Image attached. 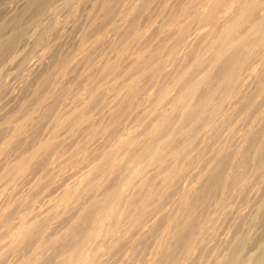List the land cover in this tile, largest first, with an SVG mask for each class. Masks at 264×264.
<instances>
[{
    "label": "rangeland",
    "instance_id": "374dc122",
    "mask_svg": "<svg viewBox=\"0 0 264 264\" xmlns=\"http://www.w3.org/2000/svg\"><path fill=\"white\" fill-rule=\"evenodd\" d=\"M142 1L143 0H0V264H25L27 258L29 257H36L37 264H54L63 250L72 247L74 243V237L70 235V237L72 238L71 239L67 235L71 234L73 230H71L72 225L70 226L69 224L74 223L75 221V223H78L74 224L76 225L75 227H77L78 225L79 227L83 228V224L86 225V223H84V220H79L81 219V217L79 216V214L81 213L79 212H81L80 209L83 211L84 208L88 205V197L90 196V194H88V197L86 193H83V195L81 194V196L84 197L81 198L82 200L78 198L79 195L76 196L77 194L68 197V199L63 200V202H66L68 200L67 202L70 204L68 205L69 212H67V206L66 212H64V208L60 210L59 213L57 212L56 215L52 213L53 216H51L52 214L50 215L52 219L50 218V221H45L44 219L46 214L48 213L47 211L52 210V212H54L58 210L55 209L52 204L57 200H61L60 196L63 191L62 189L65 188V185H73L75 179H78V177H80V175H78V173L76 172L78 171L79 173H82L83 170L92 165L91 163H94L92 161L95 159L94 157L96 154H99V152H101L103 149H108V147L111 146L110 142H115L117 140L115 138L118 137L115 136H117L120 132L118 133V130H116V128L121 130L123 128L127 129L128 127V130L130 129L129 131L131 132L132 130L136 131L138 129V132L133 131L132 133H138L139 135H137V137L140 136L141 132L146 129V126L150 121V119H147V122L146 120L143 122L142 117H140L143 108H145L146 106L148 108V106L151 107L152 105H156L158 106V108H160L164 107V105H166L167 103L166 101V103L164 101L160 102L159 99L158 101H156L157 98L156 100L153 99L154 97H157V95L154 96V94L156 93V88H158V85L161 86L162 83H164L165 81L168 82L170 80L172 72L175 68H177L176 65H184L186 63L187 65L189 63L191 64L189 60L192 61V59L196 57V53H202L201 51L198 52L199 50H202L204 52L206 50V52H209L205 47L206 43L204 40H206V37L203 40L205 45L203 44V42H201L202 40L198 42L202 44V46H204V49L198 43L197 45L195 44L196 47L192 46L193 48L190 47V49L189 47H187L188 49L183 48L184 46L180 47V49H182V52L178 51L177 56L182 60L176 58L174 60V64L167 66V68L164 70L165 72L163 71L162 75L157 78V80L162 79V81L158 80L156 82L155 78V81L149 80V82L153 81L151 82L153 83L152 86L154 85L153 87H150L151 83H149V85L147 84V79L139 81L141 84L147 81L146 89H149V87L151 89L149 90L150 92H145V89L144 92L147 94H140L139 96L133 97L135 101L132 100V106L134 105L135 109L132 110V107L129 108L128 113H126V111L124 112L120 108H118V110L120 109L119 111L115 110L117 109L116 103L119 102L122 97L125 98V96H123V94H120V96L117 95V97L119 96L120 98L118 101V98H115V95H113V91L110 92L111 88L109 87L112 86L110 84H113L114 82L119 84L118 81L121 82L129 79L130 77L135 78L137 76V70L133 73L130 72L131 74H129V71L127 70L128 66L132 63L134 58V54L132 53V51L137 48L143 47V49H145L144 51H147L146 49H151V47L153 48L155 44L157 45V43L161 41V39L164 41L166 40L167 44L164 41L161 42H164L163 44L167 46L162 51L163 58L167 57L166 55L168 53V48L171 45V41H174L171 37V33L173 32H170V34L168 33L169 35L165 34L169 31H172V29L170 30L165 27V30H167L164 31V26H161L160 24H163L165 22L164 20L172 15V11L179 10L184 7L183 3H185L184 0H153L148 3V5H146V10H144V8L142 7H137L138 9L135 8L136 10H132V8L129 9L130 6L134 4L140 5ZM187 3L188 2H186L185 4ZM173 6L177 8L172 9ZM170 8L172 9V11H170L171 13L168 12ZM192 8L190 7L191 10ZM161 11H163V13H161ZM194 23L195 22L192 21L191 26H195L196 23ZM161 27L162 32H164L158 33V28L160 30ZM167 27L173 28L169 26ZM206 29H208L207 25L205 28H203V30ZM137 31L143 33L140 40L135 39ZM145 39L147 42H145ZM138 41L140 43H138ZM172 44H174V42H172ZM143 49L141 48V50ZM205 53L203 55H205ZM179 54L185 57V59ZM206 55L210 56V52ZM206 55L204 57H209ZM256 60L259 63L257 58H252L249 61L254 62H251L252 64L247 63L246 67L247 70L255 69L256 72H259V75L257 73V76L254 77L257 79H253V77L250 78L247 76L244 77L245 73L249 71L246 70L245 72V69L243 70V72H245H242L244 74L242 75L244 80H241L238 88L240 93H237V95L240 96L235 95L239 99L236 100L237 98L235 97L236 99L234 98L233 100H231L233 101L231 102L232 104L236 101V108L234 104L233 106L231 103V105L229 104L230 101L227 102L229 105H224L225 107L222 108L221 112L222 115H219L220 117L218 116L216 118L217 121H214L215 123L211 122L209 126H206L207 131L206 129L200 130L199 135L196 136V138H194L190 143L192 144V146H189V155L187 156H191L192 158L190 157L191 159L189 158V160L192 161L194 158L195 163H188L190 166H188L189 168L186 167V169H184L183 175H181L183 177H179L180 180L177 182L175 179V185H173L174 180L172 181L171 185V179H167V183L170 181V186L166 185V187H164L162 185H164L165 181L160 185L161 181L165 179L162 176V169V172L160 171V168L157 169L156 167H152L149 169L148 175L153 172L152 174H157L159 177L162 176L159 178L155 175H150L151 178L155 176L158 179L154 177L151 182L149 181L151 178H149V180L147 181L149 182L147 183V185L149 184V186L147 187L145 186V184L144 186L146 188L142 187L144 191L140 190L141 194H144L147 190L152 188L155 192L156 198L159 197L160 193L161 199H158L159 203H155V205H153L156 206V209L158 210L155 209V212L151 210L154 216L149 220L151 222L156 219V221H154L156 222V224L152 222L155 225L152 224V228L151 226H148L145 228V230L142 227L138 229L139 226L135 227L133 228V230L128 232L129 236L127 235L128 233L124 235L125 233L123 232V230L118 231L117 233L121 237L118 238L114 245H111V243L114 242L113 238L108 236L101 237L97 241L96 246V243L94 242L95 244L93 245L95 247L98 246V248L96 249H100L101 251L100 255L98 253V258L101 259V261H99L102 262L101 264H148L147 260L149 258V260H151V256L154 254V252L152 253V251L153 249L155 250L156 246H158L160 239L164 241V248L162 247V253L157 255L154 261L150 264H169L171 259H177L178 256L181 257L182 252H180L181 250L178 249V247L181 245L179 240L183 237V239H185L189 236V234L181 233L183 236L182 238H180L181 234H179L177 236V238H179L178 240L177 238L173 239V242L177 240L178 242L176 241L175 243L180 244H178V246L174 243L175 248L173 244H171L172 247L167 246L170 243L171 238H169L167 242V238L164 237L163 239L162 236L167 232L166 225H169V223L173 222L174 218H176L177 215L181 213L182 209L187 210L180 205V199L183 195L181 192L184 191L182 189V191H180V188L184 189L186 187L187 189L188 185H190L189 188L192 189L191 191L193 195H198H195L196 197H193L194 201L195 198L199 196H201L199 200L201 198H205V194L206 198L208 197L207 200H209L210 198V196H208L209 194L213 195L214 197L212 196L210 198V203L205 201L207 202L204 203L206 204V208L203 206L204 201H201L202 204H199V202H197L198 204L195 203L198 206H196V208L194 205L197 213L192 210L191 214H193L194 212V214H197L200 219H207L208 222L206 221V223H208V225L206 226L208 227H206L207 229L204 228V231L202 233L200 231L203 228L201 229L200 227H198L201 224L199 222H196V225H198L195 226L196 230H198L199 228L201 230L199 229L200 231H197V233L199 232L200 234L195 235H201L199 236V239L200 237H203L202 242L204 244L200 243V247L202 246L201 248L198 245L199 249H197L196 255H194V258L192 257L190 260H188L187 264H230V262L232 264V261L234 262L233 264H264V177H260V175L257 174L255 165L257 164V155L259 153L255 154L254 152L257 149L259 141L262 137H264V91L262 92V95H260L256 93L257 89L255 90V87L257 88V84L264 80V66H261L260 64L258 65ZM178 61L181 62L179 63ZM104 64L106 68L110 67V69L106 70L105 66H103ZM103 68L106 70L105 74L102 73V71H105ZM125 73L127 74L125 75ZM101 74L103 75L101 76ZM163 75H165L166 80L164 79L165 77ZM95 76H97L98 78H95ZM246 78L248 80L245 81ZM95 79L100 82L97 83ZM87 84H90L91 87H89ZM156 84L157 86L156 88H154ZM99 85L100 88L105 87L106 92L104 89L103 91L102 88L98 89ZM86 86L90 89L94 88L93 91H95L97 94L96 100L94 102L93 100L91 101V103H94V105L92 109L89 108L90 110L87 108L88 106L91 107L92 104L89 102L90 105L87 106L88 102L86 103V100L88 99V95L86 94V96L84 92L87 89ZM106 87H108V90L106 89ZM96 88L98 89V91L100 90L99 93L97 92ZM246 90H248V93H246ZM203 92L205 93L206 89ZM148 93H150L148 96L150 98H147ZM171 93L173 94L174 91H172ZM241 93L243 95H241ZM98 94L104 95L102 96L105 97L103 102L101 100V95L99 96V98L101 97L100 99L97 98ZM151 94L153 98H151ZM112 95L115 99L112 97ZM80 96H82V98H78ZM241 96H243V98H241ZM144 97L147 99L144 100ZM111 98L113 99L112 102L110 101ZM127 98L129 99L130 97ZM78 99H82V101L80 100L81 102L79 103ZM128 99L126 101H128ZM97 100H100L101 104L100 102L98 104ZM121 100L123 101L124 99ZM113 102H116L114 107L115 109L111 110L110 107L111 105H113ZM244 102H246V104ZM82 104L84 106L86 104V106L84 107ZM242 104H245L246 107ZM80 106L86 108V110L88 111L87 113H89L88 115L91 119L90 122L98 128L97 133L94 136L92 135L93 137L91 138L90 134L85 128L88 124L84 120L75 126L65 127L62 131L59 127L60 124H57L60 116L62 120L65 119L63 114L66 111L73 107L74 108L71 109L72 111L75 110V108L77 110V108H79ZM167 106L168 105H166L165 107ZM109 111H115V113H110ZM139 111L140 114H138ZM136 115H139V117ZM221 116H223V123H219L221 121ZM114 119H117L116 121L118 122L116 123ZM135 119H137V122L140 126L142 124H145V128H142L143 126L139 127L137 125V122L135 123ZM140 120L142 124L140 123ZM105 125L107 126L105 127ZM133 127L134 129H132ZM248 127L252 129V132L249 134V138L251 139L247 140L245 143L244 141H242L240 134H245V131H247V129L250 130ZM140 129H143V131H141ZM128 130L127 132L124 129L121 130V132H124H122L121 135L124 136L125 133L129 132ZM109 131H115L113 132V134L115 133L114 135H110V137L114 136L115 140L112 137L111 138L113 141L109 138V134H111ZM57 132L59 134H57ZM54 135L56 136L53 137ZM143 136L144 134L142 135V137ZM108 138L110 139V141ZM47 140H49V143L52 142V140L54 141L50 143L49 147L43 151L44 148L42 149L39 146L41 145V143ZM140 140L141 137L139 138L138 143L141 142ZM181 140L183 141L181 137L175 139L174 145H181ZM239 140L243 143H240ZM84 142L87 143L85 144ZM83 143L87 147L85 145H80ZM8 144H10V146ZM138 145L139 144H137V146ZM80 146L85 147L86 149L83 150L84 148H81L82 151H79L78 148ZM59 147L61 148L60 150ZM98 147L99 152L97 153ZM56 148H58L59 153H57L58 151L56 152ZM236 148L242 149V152H244L238 154V150ZM74 151L76 153L75 156V153L73 154ZM31 152L32 154L35 153V155L30 159L29 163L26 161L28 165H24L26 166V168L23 169L24 172L18 177H13L12 173L17 170H22V163L23 161H25V158L28 157V154H31ZM54 152L56 154H60L59 157L62 156L59 162H56L54 160V156L56 159L58 158V155H55ZM89 154L91 156L87 157ZM73 156L78 158L74 159L72 158ZM256 156L257 159H254V157L256 158ZM67 157L69 159V166L64 167L62 165V169L65 168V170L63 169V172H59V169H61V163L65 161L63 162V164H67ZM84 157L85 159L88 158V160H90V157H92L93 159L91 158L92 160L90 161L87 160V163L86 161H84V159H82ZM117 157L121 158L122 156L120 155ZM64 158L66 159L64 160ZM74 160H78L76 161L78 163L81 160L80 162L82 164L85 163V165L83 166L81 163L79 165ZM183 160L187 161L186 157L183 158ZM183 160L180 161L182 162ZM40 161L45 163L43 164ZM73 161L76 163L75 165ZM219 161L220 163L218 164ZM181 162H179V164H182ZM196 164L199 165L197 166ZM72 165L74 166L73 171H76L73 174V176L75 177H73V182L71 178L72 173L71 176L69 175V173H67L71 172L69 168H71L70 166ZM76 165H79L81 167H76L77 169L75 170ZM202 166L205 167V172L204 169H202ZM207 168L210 170L208 171ZM155 170L157 171L155 172ZM158 170L160 172H158ZM198 170L200 172L203 171L202 173H205L206 180L209 177L206 184L204 178L202 179V177L200 176L202 173L200 174ZM101 172L98 174V171H96L95 174L97 173L98 175H96L100 176ZM196 172H198L200 175L198 173L196 174ZM51 173L53 174V176L50 175ZM54 173H56L57 175H54ZM75 174L78 176L76 177ZM114 174L112 173L111 176H108L110 174L107 173L108 177L106 178V174L105 176L103 174V176L101 175L102 178L104 177V179H107L105 182H103V185H106V188L108 185L111 188V185L114 186L115 183L117 185L119 184L120 181H118V179H115L116 177L119 178V176H117L118 174ZM191 174H194V176H192ZM214 174L216 176H224L226 174L227 178H233L231 181L228 178V183L227 181H225L229 185H227L228 192L226 191L227 196H225V201L222 203V205H220L221 203L217 205L214 204L216 201H218L219 203L220 200L215 199H219L222 193L220 186L216 187L215 189V185H210V179H213L215 177ZM202 176H204V174ZM237 177L241 180L238 181ZM241 177H245L244 185H241ZM190 178H192L194 182ZM104 179H102V181H104ZM113 180H115V183L113 182ZM156 180H160V183H157L158 181L155 182ZM197 180L199 181L197 182ZM153 182L156 183L154 184L156 185V187L159 185L161 187H158L159 189L156 188L152 184ZM68 183H70L71 185H69ZM190 183H192V186ZM196 183H200L199 186ZM177 184L178 187H176ZM195 184L197 185L196 189ZM193 185H195L194 188H192ZM153 186L155 187V189L153 188ZM101 188H104V186L98 188L99 193H101V191H104L105 189ZM195 190H197L198 193H194L193 191ZM96 191H94V193H96ZM199 191H202L203 193H200ZM161 192L163 194H161ZM200 194L204 196L202 197V195ZM55 198H57V200ZM212 198L215 201H213V203ZM49 202L52 204H49ZM75 202L83 207L79 208V206L76 204L78 208H74L72 205L75 204L72 203ZM81 203H86V205ZM208 204L210 207L207 206ZM47 206L49 208H47ZM70 206L71 209L72 207L74 209L71 210ZM153 206L152 209L154 210ZM194 208L192 207L191 209ZM258 208H260V210ZM191 209L189 208V211ZM50 211L48 214H50ZM32 214H35V217H33ZM21 215L28 216V218H30L29 216L32 215L33 219L37 218L40 224L48 225L45 228V232L43 233L45 238H47L51 233L55 234V232H58V235L59 232L64 233L66 231L65 228H67L68 230V225L70 229L69 231H71V233L67 231L65 235L66 238L62 236L63 239H65L60 240L52 247H48L47 244L42 243L38 248H36L34 243L30 240H25L22 243H19V245L15 246L14 248L8 246L1 247L2 243L7 240L6 229L8 221L16 222ZM75 217L77 218V221L79 220L78 222L74 219ZM128 218H123L120 224L122 223V221H124V223L122 224H125V226H127V224L129 223ZM202 220H200V222ZM69 221L73 222L70 223ZM166 222L168 223L165 224ZM123 225L121 226V228L125 227ZM75 227L74 229L76 230ZM81 229H78L77 227V230ZM196 230H194V232ZM240 237H245L246 240L244 244L246 245V248L243 247V249L245 248L244 251L243 249L242 251H238L237 249L232 250L236 240H238ZM94 246H92L93 250H95L93 248ZM227 249L230 250V253L227 252ZM174 253L177 254L174 255ZM228 254H231V258L230 255L228 258Z\"/></svg>",
    "mask_w": 264,
    "mask_h": 264
},
{
    "label": "bare ground",
    "instance_id": "6f19581e",
    "mask_svg": "<svg viewBox=\"0 0 264 264\" xmlns=\"http://www.w3.org/2000/svg\"><path fill=\"white\" fill-rule=\"evenodd\" d=\"M151 1H153V0H143L140 5L134 4V5L130 6L129 9L132 8V10H133L137 7H142V8H144V10H146L145 9L146 5H148V3H150ZM184 2L185 3L188 2V3L187 4L183 3L184 7H182L181 9H179L180 7L178 6L179 10L172 11V9L177 8L174 6H173L174 8L173 7H172V9L170 8V10L168 12L172 11V13L170 12L172 15L169 16L166 20H164L165 22L163 24H160L161 26L162 25L164 26L163 27L164 31H166L167 29H170V30L172 29V31L168 30L169 32H167L165 34L169 35L170 32H173V33H171L172 34L171 37L173 38V39L172 38L171 39L174 40V41H171V45H173V46L170 45V47L168 48V53L166 55L167 57L163 58V54H162L163 52L162 51L167 46L163 44L164 42L166 43V40L164 41L162 39H161V41H164L163 43L161 41L158 42L159 44L157 43V45L154 43L155 46L153 48L151 47V49H146L147 51H144L145 49H143V47H141L143 50H141V48H137V47H136L137 49H135V50L133 49L134 51H132V53L134 54V58H133L132 63L128 66L127 70L129 71L128 72L129 74H131L130 72L133 73L134 71L137 70V72H136L137 76L135 78H132V77L129 78L128 77L129 79L121 81L122 83L118 81L119 84H117L113 81L114 83L110 84L112 86L109 85L110 86L109 88H111L110 92L113 91V95H115V98H118V101L120 99L119 98L120 94H123V96H125V98H123V97L121 98V99H124L123 101L121 99L119 102H117L115 100L117 103L113 102L112 104L114 106L111 105L110 109L111 110L115 109L114 108L115 103H116V107H117V109H115V110H118V108H120L124 112L126 111V113H128L129 108L132 107L131 108L132 110L135 109V106L134 105L132 106V104H133L132 100H134L133 97L139 96L140 94H142V95L147 94L145 92H150L149 91L151 89L150 87H153L154 85L152 86L153 83H151V82H153V81L149 82V80L155 81V79H156V82L158 80L162 81V79L157 80V78L162 75L163 71L167 68V66L174 64V60L176 58L181 59L180 57L177 56L178 51L182 52V49H180V47L184 46L183 48H185V49H188L187 47H189V49H190V47H192V46L196 47L197 43L200 42L201 40H202L201 42H203L204 38L206 37V40H204L206 45L204 42H203V44L205 45L207 50L210 52V56L206 55L207 53H209V52H206V50H205L206 53L202 50H199L198 52L201 51L202 53H196V55H195L196 57L193 58L194 60L193 59H192V61L189 60L191 62V64L187 61L189 63L188 65H187V63L184 65H181V64L176 65L177 68H175L174 71L172 72L170 80L169 81L167 80L168 82L165 81L166 77H165V75H163L165 77V78L163 77L165 79L164 80L165 82L163 81L164 83H162L161 86L158 85V88L160 87L159 89L156 88L157 84L155 85L154 88H156L157 90H156V93L154 92L155 93L154 96L157 95V97L153 98V96L151 94V96H152L151 98H153L155 100L157 98L156 101H158V99H159L160 102L166 101L167 103L166 102L165 103L168 106L165 107L166 105H164V107H160V108H158V106H156V105H152L151 107L148 106V108L146 106L145 107L146 109L143 108V110L141 111L142 112L141 114H143V115H141L140 111H139L138 114H140V117H142L143 122L145 120L147 122V119H150L149 124H147V126L144 124L146 126V129H144V131H143V129H140L143 132H141L139 130L141 132L140 136L137 137V135H139V134L135 133L136 134L135 135L134 133H132L135 130H132V132H131V131H129L130 129L128 130V127H127V129L123 128L126 132H127V130L129 132L125 133V135L122 136L121 134L123 131L121 132V130H123V129L119 130L116 128V130H118L117 132L118 133L120 132L117 136H115L118 138H115L114 136L113 137L111 136V137L113 139L115 138L117 140L115 142H110L111 146L109 145L110 147H108V149H106V150L103 149L104 151L102 150L101 152H99V147H98L97 153L99 152V154L95 153L96 154L94 157L95 161L94 160L92 161V162H94V163H91L92 165L89 164L90 166L88 165L89 167L87 169L83 170L82 173L80 172L81 174L78 171L77 172L73 171V168H74L73 165H72L73 167L70 166L71 168H69V169L71 170V172H67V173H69L70 176L72 173V177H71L72 182H73L74 172L78 173V175H80V177H78V179H75L73 185H71L72 182H71V184L68 183L71 186L65 185V188L62 189L63 191H62V194L60 196L61 200L58 201L57 198H55L57 200L55 203L52 204L49 202V204H52V206H54V208L58 209V210L54 211V212H52V210L51 211L49 210L50 214H48L49 211L46 210L48 212L47 213L48 216L46 214L44 220L50 221L52 219L51 216H53V214L56 215L57 212L59 213V211L64 209V208H65L64 212H66L67 208H68L67 212H69V206L68 205H70V204L67 202L68 200L66 202H63V200L68 199V197L74 196L75 194H77L76 196L79 195L78 198L81 199L83 197V196H81V194L83 195V193L84 194L86 193L87 197H88V194H90V196L88 197L89 198L88 205L84 208L83 211L80 209L81 212H79V213H81V214H79V216L81 217L82 220L78 218L80 221L84 220V223H86V225L83 224V226H84L83 228L79 227L77 225L78 229L82 228L81 230H77V227H75L76 225H74V224H78V223H75V221H74V223H71L73 221H69L71 223L69 225L73 226V227L71 226V230L73 229L72 233H71V231H69L70 229H69V225L67 223L68 230H67V228H65L66 231L64 233L59 232V235H58V232L57 233L55 232V234H57V235H55L54 233H51L47 238H45L43 233L45 232V230H46L45 228L48 225L40 224V222H38L37 218L33 219V217H35L36 213L34 215L32 214L33 217H32V215L29 216L33 220L28 218V216L21 215V216H19V218L17 219L16 222H9L8 221L7 229H6V239L7 240L2 243L1 247L8 246V247L14 248L15 246L19 245V243H22L25 240L32 241L34 243V245L36 246V248H38L42 243L47 244L48 247H52L57 242H59L60 240L63 239L62 236H64L66 238L65 235L68 231L71 234H67V235H68V237H70V235H72L74 237L73 238L74 243H73L72 247H69V248L62 251V253L59 255V257L57 258L55 263L56 264H99L101 259H99L98 256L100 255L101 251H100V249H96V248H98V246L97 247H95V246L97 245V241L101 237H104V236L107 237L108 236V237L113 238L114 242L111 243V245H114L116 243V241L118 240V238L121 237L117 233L120 230H123V232L125 233L124 235H126L129 231L133 230V228L138 227V226H139L138 229H140L142 227L144 230L148 226H151V228L153 227L152 222L156 221V219H154L151 222L149 220L153 218L154 215H153L152 211L155 212V209H156V206H153V205H155V203L156 204L159 203V200L161 199L160 193H159V197L156 198L155 192L152 188L147 190L145 193L143 192L144 194H141V191H140V190L144 191L142 187H145V186L148 187L149 186V184L147 185V183H149L147 181L149 180V178H151L150 175H155V174H152L153 172L148 175L149 169L152 167L153 168L156 167L157 169L160 168V171H161V169L163 171V172L161 171L163 173V175H162V173H161V175L166 180L161 179L162 180L161 183H160V180H156L155 182L158 181L157 183H160V185H161L165 181L164 185H162V186L166 187V185L170 186V184H169L170 181H171V185H172V181L174 180L173 185H175L174 184L175 179H176V182L179 181L180 178L183 177L181 175H183L184 169H186V167L190 166L188 163L194 162V158L192 161V160H189V158L191 156L190 157L187 156V155H189L188 154L189 146L190 145L192 146V144H190L192 142V140L194 138H196V136L199 135L200 130L206 129V131H207L206 126H209L211 122L217 121L216 118L219 115H222L221 114L222 108L225 107L224 106L225 104L229 105L231 102H233L231 100H233L236 96H240V95H237V93H240L238 88H239V84L241 83V80L243 79L242 75H244L243 73H245L247 70L246 65H247V63L250 64L251 62H254V61L250 62L249 60H251L252 58H257L259 61V63H258L256 60L257 64L264 66V12H262L261 14L257 13V14L253 15V13H250L249 11H247V4L245 3L246 0H196V1L195 0H193V1H191V0L185 1L184 0ZM175 6H176V4H175ZM190 7L191 8L193 7L192 10L190 9ZM162 8H164V7H162ZM168 12H166V13H168ZM161 13H163V11H161ZM187 16H188V18H187ZM185 18L190 19V20H187ZM192 21L196 23V24L194 23L195 26L192 25L194 27L191 26ZM206 25H207L208 29L203 30V28H205ZM167 26L173 27V28H168ZM165 27L167 28L166 30H165ZM160 30L158 28V33L164 32V31L162 32V27ZM142 34L143 33H141L140 31H137L136 35H135V39L140 40L142 37ZM145 42H147L146 39H145ZM172 42H174V44H172ZM138 43H140V42L138 41ZM198 44L202 46V44H200V43H198ZM148 45H149V43H148ZM202 47L204 49V46H202ZM147 52H148V55H147ZM203 52L205 53L206 56H209V57H207V58L204 57L205 55H203L204 54ZM179 55H181V54H179ZM181 57H183V56L181 55ZM183 58L185 59V57H183ZM178 62L180 63L181 61H178ZM103 66H105V64ZM105 69L109 70L110 67L106 68V66H105ZM244 69H245V72H243ZM106 70L104 72L102 71V73L105 74ZM247 71H249V72L245 73L244 77L247 76L250 78L253 77V79H257L254 77L257 76V73L259 75V72H256L255 69H250V70L248 69ZM103 74H101V76ZM107 74H106V76H107ZM126 74L127 73H125V75ZM169 74H170V72H169ZM96 77L97 76H95V78ZM258 78H259V76H258ZM143 79H147L148 83L146 81L145 83L141 84L139 81L140 80L143 81ZM246 80H248V79L246 78L245 81ZM95 81L97 83L100 82L97 79H95ZM249 81H251V80H249ZM254 81H256V80H254ZM146 83L148 85H149V83H151L149 89H146V87H147ZM158 84H160V83H158ZM91 85H94V84H91ZM88 86L91 87L90 84ZM86 88H87V86H86ZM101 88L99 85L98 89H101ZM84 89H85V86H84ZM98 89L96 88L97 92L99 93L100 90L98 91ZM103 89L105 90V87L102 88V90ZM106 89L108 90V87H106ZM145 89H146V91H145ZM205 89H206V92L204 93L203 91ZM256 89H257L256 93L262 95V92L264 91V80H262L261 82H259L257 84V88L255 87V90ZM86 90L84 92H85V95L86 94L88 95V96L86 95L88 98V99L86 98L88 100V101L86 100V103L88 102V104H87V106H88V105H90L92 100H93V102L96 100L97 94L95 91H93L94 88L93 89L87 88ZM172 91H174L173 94L171 93ZM244 91H245V89H244ZM246 91H247L246 93H248V90H246ZM105 92H106V90H105ZM80 94H82V93H80ZM149 94L150 93H148L147 98H150V97H148ZM100 95H101V97L104 96L102 94H98V97H97L98 99L101 98V97L99 98ZM113 95H112V97L114 98ZM117 95H119V96L117 97ZM241 95H243V94L241 93ZM82 96H80L78 98H82ZM127 97H130V98L128 99ZM145 97H144V100L147 99ZM104 98L105 97H102V99H101L102 102H103ZM241 98H243V96H241ZM241 98H240V100H241ZM127 99H128V101H126ZM238 99L239 98H237L236 100H238ZM51 100H53V99H51ZM80 100L82 101V99H80ZM80 100L78 99L79 103L81 102ZM242 100H244V99H242ZM110 101L112 102L113 99L111 98ZM97 102H98V104H99V102L101 104L100 100H97ZM227 102H229V104ZM246 102H249V101H246ZM246 102H244V103L246 104ZM235 103H236V101H235ZM235 103H233V104L236 108L237 105H235ZM241 103H242V101H241ZM233 104H232V106H233ZM245 104H242V105L246 107ZM93 105H94V103L91 105V107L88 106L87 109H89V108L92 109ZM242 105H240V106H242ZM85 106H86V104H85ZM81 107L82 106L77 108V110L75 108V110L72 111L71 109H73L74 108L73 107V108L69 109L70 111L69 110L66 111L63 114L65 119L62 120L61 116H60L57 124H60L59 127L61 128V131H62L65 127L75 126L84 120L88 124L85 128L88 131V133L90 134V138H91L97 133L98 128H97V126L95 127V125H93L90 122L91 119L88 115L89 113H87L88 111L86 110V108H83V107L81 108ZM111 112L115 113V111H111ZM136 116L139 117V115H136ZM222 117L223 116H221V118H220L221 121L218 120V121H220L219 123H223ZM260 118H261V116H260ZM135 120H136L135 121V123H136L137 119H135ZM141 120H140V123L142 124ZM104 122H105V120H104ZM117 122L118 121H116V123ZM224 122H225V119H224ZM216 123H218V122H216ZM137 125L139 127L143 126L142 128H145V126L143 124L140 126L138 122H137ZM254 125H255V123H254ZM106 126L107 125H105V127ZM115 127H116V124H115ZM108 128H110V127H108ZM118 128H120V127H118ZM209 128H211V127H209ZM263 128H264V124H263ZM132 129H134V127ZM115 131H113V132H115ZM136 131L138 132V129ZM247 131H245L246 132L245 134H242V135L240 134L242 141H244L245 143L247 140L251 139V138H249V134L252 132V129H250V130L247 129ZM113 132H110L111 134H109V138L111 140H112V138L110 137V135H112ZM59 133H60V131H59ZM59 133L57 132V134H59ZM142 133L144 134L143 137H142V135H143ZM56 135H54L53 137H55ZM119 135H120V137H119ZM177 135H178V137H181L183 139V141L182 140L180 141V142H182L181 145H174V143H175L174 140L178 139ZM100 136H102V135H100ZM250 136H252V135H250ZM140 137H141V140H140L141 142L139 141L140 143H138V140ZM110 139H109V141H110ZM53 141L54 140H52V142ZM242 141H240V143H243ZM52 142H50V143H52ZM68 142H70V141H68ZM50 143H49V140L44 141L43 143H41V145L39 147H41L42 149L44 148L43 149V151H44L45 149H47L49 147ZM84 143L86 144L87 142H84ZM84 143L80 144V145L84 146L85 145ZM137 144H139V145L137 146ZM8 145L10 146V144H8ZM81 146L78 148L79 151H82L83 148H84L83 150L86 149L85 147H81ZM105 146H108V145H105ZM240 148H241V146H240ZM60 149L61 148L59 147V150ZM237 150H238L237 151L238 154H241L244 152V151L242 152V149H237ZM57 151H58V148H56V152ZM62 151H64V150H62ZM254 152H255V154L259 153L257 155L258 160L256 161L257 166L255 165L257 174L260 175V177L261 176L264 177V137L261 138V140L259 141V144L257 145V149ZM57 153H59V151ZM60 153H61V151H60ZM74 153H75V151L73 152V154ZM54 154L58 155V158H59V159L58 158L56 159L54 156V160L56 162L57 161L59 162V160L62 156L59 157L60 154H56L55 152H54ZM119 154L122 156L121 158L117 157V156H120ZM34 155H35V153L32 154V152H31V154L30 155L28 154V157L25 158V161H23V163L20 162V163H22L23 168L21 171L17 170L14 173H12L13 177H18L24 172L23 169L26 168V166H24V165H28L27 162L29 163L30 159ZM75 155H76V153L74 154V156ZM74 156L72 158L75 159L76 157H74ZM89 156H91V155L89 154L87 157H89ZM93 156H94V153H93ZM257 156H256V158L254 157V159H257ZM92 157H90V160L93 159ZM185 157H186L187 161H184L185 159L183 160V158H185ZM96 158H97V161H96ZM65 159L66 158H64V160ZM82 159H84V161H86L87 163H88V161H90V160H88V158L85 159V157ZM66 160H67L68 165L65 163H64L65 164L64 165L63 162H65V161H63L61 163V166H60L61 169H59V172H63L62 171L63 169L65 170V168L62 169V165L64 167L69 166L68 157ZM180 160H183V161L181 162ZM74 161L76 162L78 160H74ZM80 161H79V163L78 162H76V163L80 165V163H81ZM220 161L218 162V164L220 163ZM40 162H42V161H40ZM75 162H74V165L76 164ZM179 162H181L182 164H179ZM42 163L44 164L45 162H42ZM71 164H72V162H71ZM79 165L75 166V170L78 167H81ZM82 165L84 166L85 163ZM205 166H206V164H205ZM196 167H195V169H196ZM202 167H203L202 169L205 168L204 166H202ZM190 168H192V167H190ZM175 169H176V171H175ZM200 170H201V168H200ZM209 170L210 169H208V171ZM96 171H98V174L102 171L101 175L103 174L104 176L106 174L105 178L108 176H111L112 173L113 174L115 173L114 175L118 174L117 176H119V178L116 177L115 179H118V181H120L119 184L117 185L115 183V180H113V182L117 186H115V185L113 186L110 184L112 187L110 188V186L108 185L107 188H109V189H107L105 187L106 185H103V182H105L107 179H104V177L102 178L103 175L102 176L100 175L101 177L97 176L98 174L97 173H96L97 175L95 174ZM156 171L157 170H155V172ZM160 171L158 170V172H160ZM186 171H188V170H186ZM192 171H193V169H192ZM205 171L206 170L204 169V172ZM173 172H174V174H173ZM198 172H200V171L198 170ZM198 172H196V174ZM202 172L203 171H201L200 174ZM107 173H109L110 175L107 176ZM187 173H189V172H187ZM210 173H212V172H210ZM229 173H228V176H229ZM196 174H195V177H196ZM203 174H204V176H202ZM50 175L53 176L52 173ZM54 175H57V174L54 173ZM78 175H76V177ZM240 175H243V174H240ZM155 176L159 177L157 174ZM162 176H160V177H162ZM192 176H194V174ZM200 176L202 177V179L204 178V180L206 181L205 182V184H206L209 177L206 180L205 179V173H202ZM154 177H152L149 181L152 182V179H154ZM157 177H155V178H157ZM238 177H237V180L238 181L241 180L240 178L238 179ZM192 178H190V179L192 180ZM228 178H227V175L225 174L224 176H221V175L216 176L215 175V177L213 179L212 178L210 179L211 180L210 185L211 186H212V184L215 185V187H214L215 189H216V187L220 186L221 192H222L220 198L215 199V200H220L219 203H218V201L215 202L213 200V198H212V203L214 201L215 202L214 204L217 205V204L221 203L220 205H222V203L225 201V196H227V192H228L227 191V185H229V184H227ZM241 178H242L241 185H244L245 177L244 178L241 177ZM102 179H104V181H102ZM167 179L170 180L168 183H167ZM232 179L229 178L230 181ZM198 181L199 180H197V182ZM225 181H227V183ZM152 184L154 185L156 183L153 182ZM190 184L192 186V183H190ZM199 184H197V185L199 186ZM160 185L157 187H156V185H154V186L156 188H158V187H161ZM195 185H193L192 188H194ZM197 185H196L195 189L197 188ZM102 186H104L105 189L101 188V189H104V191H101V193H99L98 188H100ZM154 186H153V188L155 189ZM184 186H185V184H184ZM189 186L190 185L187 186V189H186V187L184 189L180 188V191L184 190L183 191L184 193L181 192L183 195L180 199V202H181L180 205L183 206L187 210L182 209L181 213H179L177 215V217L174 218V221L172 218L173 222L169 223V225L167 224L168 222H166L165 224L168 225V227L166 225L167 232L165 231L166 233L163 234V236L161 235L163 237V239H164V237L167 238V242H168V239L171 238L170 243L167 246L172 247L171 244H173V246L175 248L174 243L179 239V238H177V236L181 233H185V234L188 233L189 234V236L186 237L185 239H183L184 237L181 234L180 238L183 237L182 238L183 240L180 239L182 241L179 240L181 245L179 243L178 244L180 246L177 243H175V244L180 247V248L178 247V249L181 250L180 252H182V256L181 257L178 256L177 259L176 258L175 259L173 258V260L171 259L170 262L168 261L169 264H187L188 260H190L192 257L194 258V255H196L197 249H199V247H200V243H203L202 242L203 237H200V239H199V236H201V235L196 236L195 234H200L199 232L197 233V231H200L202 228L203 229L200 232L203 233L204 228L208 227V226H206V225H208V223H206V221L208 222L207 219L204 218L205 220L204 219L202 220V218L200 219L197 214H194V212H193V214H191V213H192V210H194L197 213V211L195 210L197 205L195 203L199 202V204H202L203 201H204L203 204L207 203V202L210 203L211 202L210 198L213 195L209 194L208 196H210V198H209V200H207L208 197L206 198V194L204 192L205 198H201L199 200V198L201 197V196H199V197L195 198V201H194L193 197L195 195L196 196H198V195L197 194L193 195V193L191 191L192 189L189 188ZM176 187H178V184ZM198 188H200V187H198ZM96 189H97V191H96ZM94 191H96V193H94ZM193 192L195 193V192H197V190H195ZM200 193H203V192L201 191ZM206 193H207V191H206ZM161 194H163V193L161 192ZM200 195H202V194H200ZM84 196H86V195H84ZM203 196L204 195H202V197ZM202 199H205V200H202ZM205 201H207V202H205ZM49 204H48V206H49ZM72 204H75V205H72ZM72 204L71 205L74 208L75 207L78 208V206H79V208L83 207V206L77 204V202L72 203ZM81 204L86 205V203H81ZM162 205H161V207H162ZM194 205H195V208H194ZM205 205L206 204H204L203 206L206 208ZM48 206H47V208H49ZM152 206L154 207V210L152 209ZM207 206L210 207L209 204ZM73 207H72V209H74ZM192 207L194 209H191ZM189 208L191 209L190 210L191 212L189 211ZM70 209H71V206H70ZM258 209L260 210V208H258ZM261 209H262V207H261ZM156 210H158V209H156ZM176 213H178V212H176ZM38 215H39V213H38ZM148 215H150V216H148ZM196 215L198 216V219L202 220L201 222H200V220L197 219ZM160 216H161V214H160ZM123 218H128L129 223L127 224V226H125V224L124 225L122 224V223H124V221H122L121 224L125 227L121 228L122 225L120 224V222ZM74 219L76 220L77 218L75 217ZM196 222H199L201 225L200 226L196 225ZM154 223L156 224V222H154ZM47 224H48V222H47ZM87 224H88V226H87ZM155 224H153V225H155ZM195 226H198L201 229L199 228L200 229L199 230L197 227L198 230H196ZM74 227L76 228V230L74 229ZM158 227H161V226H158ZM194 227H195V229H194ZM166 228H165V230H166ZM194 230H196L195 231L196 233L194 232ZM131 234H134V233H131ZM127 235L129 236V233ZM130 237H132V236H130ZM141 237H143V236H141ZM176 238H177V240L176 241L174 240L175 242H173L172 240L176 239ZM245 240H246L245 237L244 238L240 237L238 240H236L235 245L233 244L234 247L232 250L237 249L238 251H240V250L242 251L243 247L246 248V245L244 244ZM163 242L164 241L162 239H160V242H159L158 246L155 247V250L154 249H153V251L151 250L152 253L154 252V254L152 255L153 257L151 256V260H149L150 258L147 260L148 264L152 263L154 261V259L156 258V256L159 255L160 253H162V247L164 244ZM93 244H95V246ZM198 245H199V247H198ZM92 246H94L93 248L95 250L92 249ZM244 249H243V251H244ZM227 252L230 253V250H228ZM98 253H99V255H98ZM176 254L174 253V255H176ZM231 254H228V258H229V255L231 258ZM239 254H240V252H239ZM239 254H238V256H239ZM127 256H125V257H127ZM129 256H130V254H129ZM234 259H236V258H234ZM36 261H37L36 257H29V258H27V261L25 264H37ZM101 263L102 262H100V264ZM233 263L234 262L232 261V264ZM230 264H231V262H230Z\"/></svg>",
    "mask_w": 264,
    "mask_h": 264
},
{
    "label": "clouds",
    "instance_id": "9594fccd",
    "mask_svg": "<svg viewBox=\"0 0 264 264\" xmlns=\"http://www.w3.org/2000/svg\"><path fill=\"white\" fill-rule=\"evenodd\" d=\"M247 11L257 14L264 12V0H246Z\"/></svg>",
    "mask_w": 264,
    "mask_h": 264
}]
</instances>
